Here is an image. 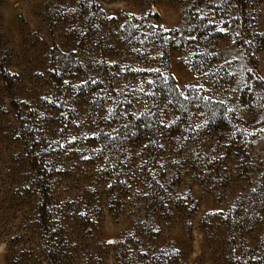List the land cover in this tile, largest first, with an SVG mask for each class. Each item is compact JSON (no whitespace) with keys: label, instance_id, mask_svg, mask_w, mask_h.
I'll return each mask as SVG.
<instances>
[{"label":"rangeland","instance_id":"obj_1","mask_svg":"<svg viewBox=\"0 0 264 264\" xmlns=\"http://www.w3.org/2000/svg\"><path fill=\"white\" fill-rule=\"evenodd\" d=\"M237 3L0 0V264H264V0Z\"/></svg>","mask_w":264,"mask_h":264},{"label":"trees","instance_id":"obj_2","mask_svg":"<svg viewBox=\"0 0 264 264\" xmlns=\"http://www.w3.org/2000/svg\"><path fill=\"white\" fill-rule=\"evenodd\" d=\"M233 9H235V10H238V3H237V0H234V5H233ZM257 78L258 79H260L259 78V76H257ZM179 98L177 99V101H176V107H180V110H182L181 112H180V116H182V118H185V117H188L189 115H190V113H191V111H192V108L189 106H184V103H185V101H182V100H184L181 96H179V95H177ZM141 118H142V116H141ZM216 119L217 118H212V120H210L209 122H208V124L206 125L207 127H209L210 126V128L212 127V128H214L215 126V123H216ZM142 119H137V121L136 122H139V121H141ZM175 122H173V124H174ZM135 127V130H137V135H140L141 133H142V131H143V129L141 128V125L140 124H138L137 123V125H135L134 126ZM125 131V130H124ZM126 134H128V135H131V133L129 134V133H126Z\"/></svg>","mask_w":264,"mask_h":264}]
</instances>
